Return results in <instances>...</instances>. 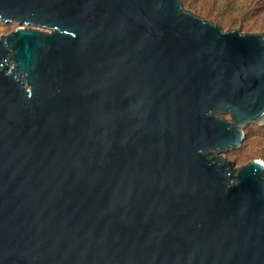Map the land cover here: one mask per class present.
<instances>
[{
	"label": "water",
	"instance_id": "obj_1",
	"mask_svg": "<svg viewBox=\"0 0 264 264\" xmlns=\"http://www.w3.org/2000/svg\"><path fill=\"white\" fill-rule=\"evenodd\" d=\"M0 264H264V33L180 0H0ZM226 115L228 117H226Z\"/></svg>",
	"mask_w": 264,
	"mask_h": 264
},
{
	"label": "rangeland",
	"instance_id": "obj_2",
	"mask_svg": "<svg viewBox=\"0 0 264 264\" xmlns=\"http://www.w3.org/2000/svg\"><path fill=\"white\" fill-rule=\"evenodd\" d=\"M186 10L217 23L223 30L238 28L242 32L264 33V0H186ZM12 22L0 21V34L16 27ZM226 117H228L226 115ZM239 147L225 152L237 165L251 159L264 162V124H247Z\"/></svg>",
	"mask_w": 264,
	"mask_h": 264
},
{
	"label": "trees",
	"instance_id": "obj_3",
	"mask_svg": "<svg viewBox=\"0 0 264 264\" xmlns=\"http://www.w3.org/2000/svg\"><path fill=\"white\" fill-rule=\"evenodd\" d=\"M180 2H181V4H182V6H184V4H186L187 6H190V5L186 2V0H180Z\"/></svg>",
	"mask_w": 264,
	"mask_h": 264
}]
</instances>
